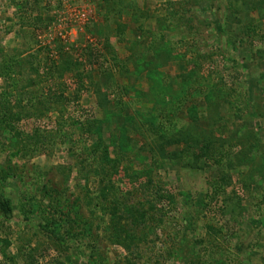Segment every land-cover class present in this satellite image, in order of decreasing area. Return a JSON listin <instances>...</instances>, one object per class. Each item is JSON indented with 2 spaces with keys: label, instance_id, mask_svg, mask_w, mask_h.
<instances>
[{
  "label": "rangeland",
  "instance_id": "obj_1",
  "mask_svg": "<svg viewBox=\"0 0 264 264\" xmlns=\"http://www.w3.org/2000/svg\"><path fill=\"white\" fill-rule=\"evenodd\" d=\"M122 1L107 12L111 1L0 0V64H23L12 83L0 77L1 100H47L30 58L66 88L55 110L15 122L49 131L35 151L0 127V165L21 174L0 183V264H91L95 253L103 264H264V0ZM90 115L119 160L107 167L117 199L153 209L130 248L126 211L106 209L91 174L96 136L77 128ZM42 172L85 222L42 228L47 201L26 199Z\"/></svg>",
  "mask_w": 264,
  "mask_h": 264
},
{
  "label": "trees",
  "instance_id": "obj_2",
  "mask_svg": "<svg viewBox=\"0 0 264 264\" xmlns=\"http://www.w3.org/2000/svg\"><path fill=\"white\" fill-rule=\"evenodd\" d=\"M104 1L106 2L111 1L113 4L110 7V9L107 10V12L110 11L115 12L117 10L115 3L119 2L120 4V2H124L122 0H104ZM28 66H29V71H31L34 74L39 75L40 74L39 69H41L42 72L43 71L45 72L46 75H40V77H38V80L36 82L37 84H40L41 82L48 80L49 82L48 84L50 85V86L48 85L47 88H44L49 91L47 100L44 102L42 101V103L39 101L38 107L32 104L30 106L31 107L30 111H32L33 109L32 112H34V114L37 111L40 113L41 112L40 104H42L44 108H47V110L49 109L55 110L53 108L55 107V104L59 102L57 98H64L65 96L64 92L66 88L60 89L63 86V83L56 81L55 78L53 77L54 75V71L52 69L53 65L50 64L45 67V63L43 65L39 61L36 60L34 61L33 59L30 58L28 60ZM16 67L17 68L23 67L22 62L16 57H14L11 62L0 64V77L12 83L10 79L11 80L13 79L14 74H18V72L16 71L17 69ZM81 79L82 78H80L79 84L77 85V89L79 91H81V87L83 86V82H82L83 79L82 80ZM30 80L31 79H29L27 83L28 85L31 83ZM51 86H53L52 92H51V88H52ZM83 88L84 86L82 87V89ZM2 97H3L2 93H0V127L2 129L8 130V132H12L9 142L14 147L21 149L23 153H27L29 152V150L35 151V149L39 148V144L37 142L39 141L40 135L44 136L43 132H47V134L45 135H48L49 131H43L39 129V127H36L33 129V132L30 133L29 132L23 133V131L21 132V130L15 126V122L20 120L21 117L24 116L26 112H28L30 107H26L25 105H20L19 103L20 101L17 100L16 98L11 99L10 101L9 98L7 100V98L5 97H4L5 100H1ZM12 100H14L13 103H11ZM17 105L21 107H19V109L16 110L12 108L13 106L17 107ZM101 122L102 119L99 118L97 119L94 117V115H90L85 119V121H79V123L77 124L78 126L77 128L80 130V132H85V134L89 136L91 134L96 136L97 141L93 145L92 152L95 155L97 154V158L99 157L98 158L99 167H97V164H95V174L93 173L91 174L97 177L98 183L100 185L98 188L99 196L107 201H109L108 196L110 197V203L107 204L106 209L109 208L110 206L111 207L113 206V208H115L114 205H119L121 208H123L126 211L127 220L129 221V224H126L129 226L126 231V236L129 238L128 240L129 243L127 242V245L125 246L126 248H130L129 244L131 243V241H133V243L136 244L138 240L144 236L143 227L147 226L150 220L155 219L154 216L152 217V213H151L153 212V209L151 208V206H148L147 208L141 206L144 205V203L141 202V199L143 200L142 197L136 200V202L138 203H129L127 201L128 197L125 196L123 193H122V195H124L123 200H125V202L123 200L117 199V194L119 193L120 190L111 181L110 172L109 169H107V167L108 168L111 167L110 169H112L113 171V172L111 171L112 173L114 174L115 172L117 173V168H116L117 164L115 165V162L119 160L110 157V145L109 143H106L104 141V139L102 138V133L100 131ZM119 155L122 156V154ZM13 176L19 179L21 178V174L17 171V168H15V166L13 167L11 165L2 163V165H0V183L6 181L8 178H11ZM60 181L53 180L49 178L47 174L45 175V173L42 172V174H38L37 176H35L33 182L29 184L32 187L31 189H33L34 191L31 192L29 191V194L26 195V199L32 202L35 193H40L39 196H41V198L47 201L46 203H39L40 213L43 212V218L47 221V223L42 228H45L46 225H49V222L54 224L57 219H61V218H63V220L65 221L73 218L74 221L77 223V225L81 224L80 222H85L87 219L83 217L82 211L80 210L77 211L78 209L74 210V215H72L71 207L72 205H74L73 204L74 199L70 200V198L65 195V191L61 189ZM161 192H162L161 189H159L158 191L156 190L153 195L158 196L161 194ZM116 212L113 213V215H115ZM114 228H115L114 240L116 241V238L119 237L121 241L118 240V242H122L125 239V237L123 238L121 237L122 232L119 233V230L116 226H114ZM95 254H96L95 256L91 257V264H103L102 258L100 257L101 254L100 253H95ZM130 262H131L130 259L126 258L125 262H123L122 259H119L113 262V264H131Z\"/></svg>",
  "mask_w": 264,
  "mask_h": 264
}]
</instances>
